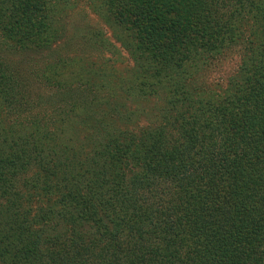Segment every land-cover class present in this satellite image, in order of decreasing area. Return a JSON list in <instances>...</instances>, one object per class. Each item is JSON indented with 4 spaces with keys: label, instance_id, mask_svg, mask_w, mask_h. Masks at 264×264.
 <instances>
[{
    "label": "trees",
    "instance_id": "obj_1",
    "mask_svg": "<svg viewBox=\"0 0 264 264\" xmlns=\"http://www.w3.org/2000/svg\"><path fill=\"white\" fill-rule=\"evenodd\" d=\"M72 1L0 0L6 49L34 63ZM85 1L132 60V90L161 96L158 118L107 117V60L0 59V264H264V0ZM233 48L237 68L209 84Z\"/></svg>",
    "mask_w": 264,
    "mask_h": 264
},
{
    "label": "rangeland",
    "instance_id": "obj_2",
    "mask_svg": "<svg viewBox=\"0 0 264 264\" xmlns=\"http://www.w3.org/2000/svg\"><path fill=\"white\" fill-rule=\"evenodd\" d=\"M60 20H62L65 30L63 31L64 34L62 38L52 48L47 49L44 55L39 56L33 54L30 58H35L33 59L34 63L30 64V59L25 57L24 54L20 55L16 52L14 53V49H12V51L6 49L9 44L3 41L4 38L1 34L0 59L3 60L5 64L8 63L14 67L20 66V69L24 71H31L34 66L40 68L46 64L56 63L62 58L84 57L91 59L95 64L107 60L109 63L107 64V74L110 76L106 79L113 80L115 84L117 83L113 89L115 93L109 97L110 104L108 105L104 102L100 104L103 111L108 112L109 116L107 114V117L114 118L117 127L119 126L122 129L126 128L132 131L145 127L146 125H152L158 118V108L162 103V100L159 99L161 96L143 97L136 94L138 92L132 90V80L135 79V77L133 75L130 77L129 72L133 66V62L126 50L114 39L110 27L90 9L85 0L72 1L69 8H67L66 14H63ZM96 29L103 32L101 35L103 39L100 40L99 37L96 39L99 44L97 46L92 44L91 41L94 37L91 38L93 34H90L91 31H95ZM239 57L240 50L238 48H233L221 58L213 60L206 73V79L210 82L209 84L225 86L228 77L237 68ZM126 77L127 79L124 80ZM129 77L130 79L128 80ZM71 90L76 92L75 89ZM106 91L108 90L105 87L101 92L102 99H107L106 97L103 98ZM73 92L65 95L67 96L65 98L70 97L67 100L63 99L62 103L64 101L72 102L76 97V94H73ZM54 99L53 103H56ZM57 100L58 99H55V101ZM115 100L120 102L117 106V111L111 110L113 101ZM46 108H48L46 117L50 120H54L52 119L55 115L54 109H51L48 105H46ZM72 116L75 115L72 114Z\"/></svg>",
    "mask_w": 264,
    "mask_h": 264
}]
</instances>
